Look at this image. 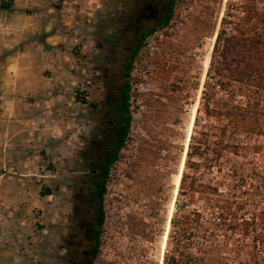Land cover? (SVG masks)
Listing matches in <instances>:
<instances>
[{
  "label": "rangeland",
  "instance_id": "374dc122",
  "mask_svg": "<svg viewBox=\"0 0 264 264\" xmlns=\"http://www.w3.org/2000/svg\"><path fill=\"white\" fill-rule=\"evenodd\" d=\"M77 2L85 11L83 25L78 26L82 35H76L78 39L74 41L75 55L82 62L77 63L80 77L72 86L77 89L72 98L80 109L68 116V124L54 125L52 130L53 144L57 145L51 153L54 160L40 163V172L46 165L52 172H60L57 178L56 173H48L47 178L41 179L48 181L45 190L50 199L43 226L38 231L47 230L41 236L23 233L20 255L25 259L21 260L24 264H61L70 260L68 252L63 251L60 257L57 253L61 246L73 240L72 224L83 223L71 221L72 214H78L87 219L86 229L83 237L74 239L75 246L70 250L75 251L82 239V249L88 252L94 240L95 257L93 254L91 259L93 264L98 263L105 224L103 220L99 226L96 221L99 204L93 201L91 173H98L109 156L111 139L119 127L118 104L122 101L124 85L129 82L130 131L118 160L111 166L108 192L105 184L109 200L115 201L119 209L125 207L128 198L136 203L147 202L142 204L141 211L129 217L132 232L151 236L168 229L174 264H264V218L257 220L246 236L244 228L234 225V220H222L214 195L209 196L206 189L196 193L194 202L190 192L176 193L175 181L180 173L183 177L187 171L199 183H220L222 196L241 205L239 223L254 214H264V150L261 155L244 152L239 157L225 152L221 166H210L209 161H204L198 171L187 166L192 138L209 132L203 98L212 83L209 68L215 44L210 38L198 40L194 18H201L204 26L216 29L217 35L229 0H180L169 26L161 22L158 0ZM153 28L156 30L149 37L160 30L165 34L164 42L153 45V50L147 47L148 37L132 59L131 75L127 78L124 66L129 62L128 57L141 35ZM96 72L103 73V82ZM209 139L212 145L214 138ZM233 143L250 144L243 138ZM257 144L264 145V139L252 142ZM210 158L207 151L206 159ZM233 163L245 170L247 184L243 190L236 183ZM75 172L81 175L80 184ZM76 185L84 190L80 189V196L69 197L70 187ZM76 200L80 204L73 211L72 202ZM88 201L92 202L89 206ZM100 205L103 208L102 201ZM143 214L148 216V224L139 216ZM98 230L99 247L95 251ZM15 260L14 256L0 258V264H14Z\"/></svg>",
  "mask_w": 264,
  "mask_h": 264
},
{
  "label": "crops",
  "instance_id": "0c3cea01",
  "mask_svg": "<svg viewBox=\"0 0 264 264\" xmlns=\"http://www.w3.org/2000/svg\"><path fill=\"white\" fill-rule=\"evenodd\" d=\"M1 1L0 258L24 264L23 233L47 230L38 231L50 199L41 179L60 174L48 165L40 172V163L54 160V125L65 126L80 109L72 98L82 62L74 41L85 11L77 0H12L8 8Z\"/></svg>",
  "mask_w": 264,
  "mask_h": 264
},
{
  "label": "trees",
  "instance_id": "16d2710c",
  "mask_svg": "<svg viewBox=\"0 0 264 264\" xmlns=\"http://www.w3.org/2000/svg\"><path fill=\"white\" fill-rule=\"evenodd\" d=\"M179 1L158 0L163 26H169L173 20L175 7ZM194 23L198 28V40L202 42L205 38H210L215 40V44L209 68L212 83L209 84V93H205L203 98L205 102L203 113L209 122V132L201 133L200 138H192L193 145L187 155L188 168L190 166L194 171H198L201 162L204 161H209L210 166H221L225 152L237 157L244 152L263 154L264 145H252V142L264 139V0H229L217 35L216 29L204 26L201 18H194ZM155 30L153 28L143 33L132 55L128 57L129 62L124 66V75L127 78L131 75L132 59H135L145 40ZM130 100V85L127 82L123 88L122 101L118 104L119 127L111 139L109 157L103 161L101 172L93 182L99 204L96 217L99 226L104 220L100 204L106 190L105 180L111 166L118 160L130 131ZM209 138H214L212 145ZM238 138L246 139L250 144L233 143ZM207 151L210 153V159H206ZM196 159L199 161L195 162ZM232 172L239 188L243 190L247 184L245 170L240 169L237 163H233ZM220 185L199 183L198 178L191 179V175L185 171L180 190L182 194L190 192L191 202H194L196 193L206 189L209 196L214 195V203L220 210L222 220H234V225L244 228L243 234L249 236L252 232L251 227L257 220H263L264 214H254L252 218L239 223L241 205L240 203L236 205L231 199H225L220 193ZM99 236L98 230L95 251L99 247ZM93 258L90 264H93Z\"/></svg>",
  "mask_w": 264,
  "mask_h": 264
},
{
  "label": "built area",
  "instance_id": "2783aa9c",
  "mask_svg": "<svg viewBox=\"0 0 264 264\" xmlns=\"http://www.w3.org/2000/svg\"><path fill=\"white\" fill-rule=\"evenodd\" d=\"M1 4L11 7L12 0H2ZM164 39V32L159 30L147 39V47L154 50L153 45L162 44ZM111 175L109 171L105 180V183L107 182V192ZM107 192L105 190L102 198L105 232L101 236L97 264L101 261L112 264H174L171 261L170 231L168 229L165 232H160V234L155 233L147 236L135 234L130 228L129 217L133 213L137 214L138 210L141 211L142 204L146 205L147 202L143 200L142 203H136V201L128 198L125 201V207L119 209L115 201L109 200V193ZM149 213L151 214V211ZM162 214L161 212V219ZM139 216L145 223H149L148 216L144 214ZM171 217L168 226L171 225Z\"/></svg>",
  "mask_w": 264,
  "mask_h": 264
},
{
  "label": "flooded vegetation",
  "instance_id": "af4514ba",
  "mask_svg": "<svg viewBox=\"0 0 264 264\" xmlns=\"http://www.w3.org/2000/svg\"><path fill=\"white\" fill-rule=\"evenodd\" d=\"M96 73H97L98 79L101 82H103L104 81V75H103V73L102 72H96ZM105 78H108V75H106ZM105 81L107 82V80H105ZM81 96H85V95L81 94ZM106 97H108V95H106ZM81 98L82 97H79V99H81ZM100 172L101 171H99L98 173L92 172L91 175L95 178L98 174H100ZM93 182H94V179L92 180L91 185H93ZM81 188L82 187L79 186V185H76L74 187H70V195H69V197H72L73 198V196L78 195V194H79L78 196H80V192L82 190H84L83 188L82 189ZM92 188H93V191H94V185L92 186ZM80 189H81V191H80ZM92 197L94 199L93 201L95 203H98L97 202V199H96V196L94 195ZM90 199L91 198L89 197L88 200H90ZM91 203H92L91 201H88V205L87 206L91 205ZM79 204H80V202H78L77 200L75 202H72L73 211H74L75 207L77 205H79ZM71 217L73 218V219L71 218V221H75L76 222V221L82 220L83 223H81V224L83 225V227H81V224H78V223L72 224V232H73L72 234H74V236H73L74 238H73V240H70L69 243H67V245L61 246V249L58 251L57 255H58V257H60V255H62V252L63 251H66V252L69 253L68 254V257L70 258V260H68L66 262L64 261L61 264H90L91 256L94 254V240H93V242H91V245L92 246H91V249L88 250V252H86V251H84L82 249L83 248V242H82L83 240L82 239L77 244V249H75V251L72 252L70 250L73 246H75L74 245V241H75L74 239H76V238L79 239V238H81V236L83 237V233H84V231L86 229V225L84 227V223H85V220L87 221V219H84V216L82 218L81 215H78V214H72ZM75 229H79V232L76 231ZM57 263H58V261H57Z\"/></svg>",
  "mask_w": 264,
  "mask_h": 264
},
{
  "label": "bare ground",
  "instance_id": "6f19581e",
  "mask_svg": "<svg viewBox=\"0 0 264 264\" xmlns=\"http://www.w3.org/2000/svg\"><path fill=\"white\" fill-rule=\"evenodd\" d=\"M181 180H182V173L179 174V178L175 181V185H176V193H179L180 187H181ZM175 210V209H174ZM174 210L172 212V215L174 214Z\"/></svg>",
  "mask_w": 264,
  "mask_h": 264
}]
</instances>
